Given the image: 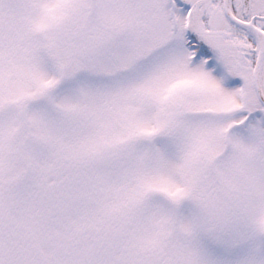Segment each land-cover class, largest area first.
I'll return each mask as SVG.
<instances>
[{"label": "snow or ice", "instance_id": "obj_1", "mask_svg": "<svg viewBox=\"0 0 264 264\" xmlns=\"http://www.w3.org/2000/svg\"><path fill=\"white\" fill-rule=\"evenodd\" d=\"M0 264H264V0H0Z\"/></svg>", "mask_w": 264, "mask_h": 264}]
</instances>
